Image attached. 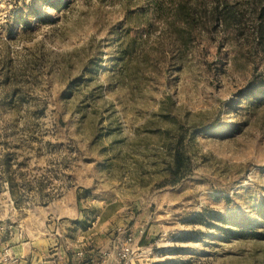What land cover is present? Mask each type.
<instances>
[{
	"label": "rangeland",
	"instance_id": "1",
	"mask_svg": "<svg viewBox=\"0 0 264 264\" xmlns=\"http://www.w3.org/2000/svg\"><path fill=\"white\" fill-rule=\"evenodd\" d=\"M262 7L0 0V263L48 225L110 263L130 234L128 264H264Z\"/></svg>",
	"mask_w": 264,
	"mask_h": 264
},
{
	"label": "crops",
	"instance_id": "2",
	"mask_svg": "<svg viewBox=\"0 0 264 264\" xmlns=\"http://www.w3.org/2000/svg\"><path fill=\"white\" fill-rule=\"evenodd\" d=\"M46 217L47 215L44 217L41 215L39 217V228H45ZM47 228L48 233L45 234L40 231L39 236L33 235L30 239L23 235L20 238V242L9 249L10 253H13L16 258H19L16 264H118V262L110 263V261L106 259H96L95 254H98L100 250H95L93 248L90 250H83L84 257L77 259L75 255L82 249H73L72 254H70L66 246L64 247L62 245V240L56 236V234L59 233L54 232L48 225ZM21 229L23 232L24 228L22 226ZM25 233L26 231H24V234ZM102 252L104 251H100V253ZM101 257H103V255Z\"/></svg>",
	"mask_w": 264,
	"mask_h": 264
},
{
	"label": "built area",
	"instance_id": "3",
	"mask_svg": "<svg viewBox=\"0 0 264 264\" xmlns=\"http://www.w3.org/2000/svg\"><path fill=\"white\" fill-rule=\"evenodd\" d=\"M132 241L133 238L129 234L127 237H125L119 247H115L114 255L118 264H128L130 262L131 256L133 254ZM76 255L82 256V251H78ZM3 258H9V253L6 249L3 250Z\"/></svg>",
	"mask_w": 264,
	"mask_h": 264
},
{
	"label": "trees",
	"instance_id": "4",
	"mask_svg": "<svg viewBox=\"0 0 264 264\" xmlns=\"http://www.w3.org/2000/svg\"><path fill=\"white\" fill-rule=\"evenodd\" d=\"M258 21L257 43L260 49L264 52V7L261 8Z\"/></svg>",
	"mask_w": 264,
	"mask_h": 264
}]
</instances>
